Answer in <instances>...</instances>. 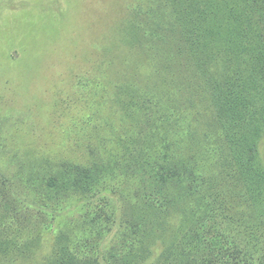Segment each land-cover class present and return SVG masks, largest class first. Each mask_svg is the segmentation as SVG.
<instances>
[{
  "label": "trees",
  "instance_id": "trees-1",
  "mask_svg": "<svg viewBox=\"0 0 264 264\" xmlns=\"http://www.w3.org/2000/svg\"><path fill=\"white\" fill-rule=\"evenodd\" d=\"M189 6L182 36L162 33L157 48L132 40L139 54L107 55L83 84L101 96L84 119L97 134L85 159L47 160L37 179L19 168L53 202L41 211L49 227L33 239L0 217V258L30 257L46 231V264H264L253 142L264 126V0H214L198 18Z\"/></svg>",
  "mask_w": 264,
  "mask_h": 264
},
{
  "label": "rangeland",
  "instance_id": "rangeland-1",
  "mask_svg": "<svg viewBox=\"0 0 264 264\" xmlns=\"http://www.w3.org/2000/svg\"><path fill=\"white\" fill-rule=\"evenodd\" d=\"M212 3L214 0H0L3 222L30 232L33 239L49 227V217L41 211L46 209L50 214L48 208L53 202L43 200L31 185L28 187L26 176L30 174L18 170L23 167V172H35L37 176L33 177L37 179L38 165L47 160H83L88 156V146L97 134L84 119L101 96L97 87L91 92L83 84H90V75H99V64L104 70L108 65L105 61H113L109 54L116 53L118 59L126 53L139 54L128 47L132 40L141 38L140 44L144 39L146 45L157 48L155 39L162 33L172 38L182 36L187 29L186 7H191L193 17L198 18L200 8ZM261 13L264 20V9ZM114 66L111 77L118 69ZM243 95L249 98V93ZM253 142L258 166L264 173V126L256 130ZM31 165L34 168L28 171ZM260 218L256 221L260 228L256 240L258 249L264 250V216ZM51 223L70 225L67 217L51 219ZM42 235L45 240L30 257L17 262L0 258V264H46L52 254V236L46 231ZM113 235L114 230L107 234L103 247ZM151 244H155L151 253L154 261L162 246L159 240Z\"/></svg>",
  "mask_w": 264,
  "mask_h": 264
}]
</instances>
